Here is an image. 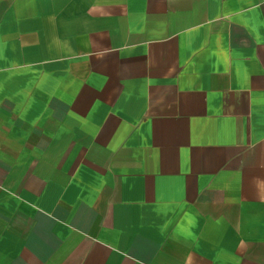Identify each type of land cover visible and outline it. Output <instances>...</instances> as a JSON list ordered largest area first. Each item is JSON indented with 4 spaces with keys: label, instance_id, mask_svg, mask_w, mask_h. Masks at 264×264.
I'll list each match as a JSON object with an SVG mask.
<instances>
[{
    "label": "crops",
    "instance_id": "1",
    "mask_svg": "<svg viewBox=\"0 0 264 264\" xmlns=\"http://www.w3.org/2000/svg\"><path fill=\"white\" fill-rule=\"evenodd\" d=\"M0 264H264V0H0Z\"/></svg>",
    "mask_w": 264,
    "mask_h": 264
}]
</instances>
